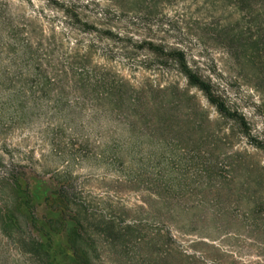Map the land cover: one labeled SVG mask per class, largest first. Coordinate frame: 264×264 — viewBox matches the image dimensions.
Returning <instances> with one entry per match:
<instances>
[{
  "label": "rangeland",
  "instance_id": "rangeland-1",
  "mask_svg": "<svg viewBox=\"0 0 264 264\" xmlns=\"http://www.w3.org/2000/svg\"><path fill=\"white\" fill-rule=\"evenodd\" d=\"M146 1L156 16L144 18L148 25L139 31L134 21L128 27V17L109 0H0V175L5 167L21 175V189L34 207L32 232L47 246L53 264H75L67 244L70 225L51 231L46 224L57 216L46 201L55 189L54 171L65 169L76 184H84L89 199L118 206L113 215L121 227L134 222L143 230L139 244L122 237L113 240L112 249L99 246L96 264H259L264 261V235L243 218L245 204L241 207L236 197L245 176L233 173L228 185L213 176L222 186L219 201L210 188L217 184L201 181L210 178L203 166L223 164L229 154L246 151L264 164L263 155L182 76L170 68L158 72L144 51L131 49L134 55H125L107 40L72 30L61 8L97 29L128 31L133 41L152 39L171 47L182 41L187 61L218 84L252 130L264 135L263 98L235 78L233 61L219 44L223 25L243 15L231 0ZM104 7H110L106 20L99 16ZM195 33L205 36L203 43ZM78 47L92 66L105 67L135 89L149 83L168 88L146 97L159 107L157 115L166 128L153 130L154 112L146 121L134 119L128 128L124 118L109 113L108 102L98 104L91 91L55 77L61 55ZM104 146L125 150L126 168L141 165L139 186L97 162ZM195 156L200 166L193 165ZM3 186L0 207L6 199ZM238 201L240 208H235ZM122 205L135 211L122 212ZM0 264L34 263L0 232Z\"/></svg>",
  "mask_w": 264,
  "mask_h": 264
},
{
  "label": "trees",
  "instance_id": "trees-1",
  "mask_svg": "<svg viewBox=\"0 0 264 264\" xmlns=\"http://www.w3.org/2000/svg\"><path fill=\"white\" fill-rule=\"evenodd\" d=\"M109 1L113 2L114 7H119L121 12L128 17L129 22L126 21L128 27L132 26L130 21H134L137 25L134 27L135 30H144L145 25H148L147 19L144 18L156 16L149 10L151 7L146 0H128L125 4L118 3L120 0ZM231 2L235 10L243 15L237 17L235 21L232 20L231 23L227 22L223 25L222 33L224 35L219 44L229 59L233 61L230 69L235 78L247 82L262 96L263 101L260 109L264 111V0H231ZM61 8L70 22L68 25L72 30L93 35L100 42L107 40L116 45L115 48L125 55H134L128 51L131 49L144 51L152 56L155 66L158 67V72L164 73V70L170 68L182 76L188 87L201 92L218 115L231 123L246 140V143L264 157V135L252 130L251 124L240 108L229 101L226 93L220 89L218 84L203 75L199 67L191 65L187 61L182 41H177V45L172 47L162 41L154 42L152 39L133 41V35H127L128 31L115 32L110 27L97 29L81 20L78 13ZM109 8L99 9L101 19H107ZM194 36L197 41L203 43L205 39L203 34L195 33ZM180 40H182L181 37ZM50 43L55 44V39L52 38ZM80 52L81 49L78 47L71 53H63L61 55L62 64L59 69H55L54 76L79 86L84 92L91 91L95 96L94 101L98 104L108 102L110 104L109 113L124 118L122 123L128 128L133 126L134 119L148 120V113L151 112H154L156 116L154 121L149 120L153 130L159 131L166 128L165 121L160 120L157 115L159 107L146 97L147 94L160 93L168 88H161L149 83L135 89L128 81L118 77L105 67L92 66L87 54ZM140 67L151 70L146 65H140ZM36 70L40 71V64L37 65ZM225 85L228 86L229 83L225 81ZM143 112H146V115ZM131 118L133 119L130 121ZM222 140L226 141V138ZM100 150L97 162L106 163L109 170L118 176L122 175L124 181L127 180L130 184L136 182L138 186L141 184L139 178L144 171H142L141 165L138 166L139 164L137 168L131 166L126 168L125 150L107 146ZM192 162L194 166L201 165V160L197 156ZM203 167H205L202 170L203 173L205 172L210 177L201 181L203 183L217 184L216 180L212 178L218 176L219 182H224V185L231 184L234 181L231 175L237 171L245 176L236 190V197L241 201L240 206H243L242 202L245 204L241 214L250 225H254L256 229L260 230V234L264 235L263 162L245 151L233 153L232 156L227 155L223 164L213 161L209 166ZM1 172L0 183L4 185L2 190L6 193V199L0 207V232L21 253L27 255L34 264H53L47 246L32 232L36 221L34 207L27 190L21 189V175L6 167ZM52 179L55 189L46 201L50 210L57 213V216L49 218L46 224L51 231H61L70 225L67 232V244L75 264H96L99 246H107L112 249L115 238L123 237L135 244L141 242L143 239L141 227L134 222L121 227L113 215L114 208L118 206L104 201L96 203L89 199L91 196L85 192L84 184H76V178L72 176L70 170L54 171ZM210 188L216 194L214 200L219 201L222 198V186L217 184ZM239 201L235 208L239 207ZM119 210L126 213L135 211L133 208L126 209L123 205L119 207ZM259 264H264V261Z\"/></svg>",
  "mask_w": 264,
  "mask_h": 264
}]
</instances>
